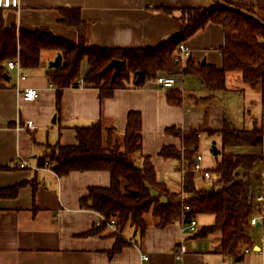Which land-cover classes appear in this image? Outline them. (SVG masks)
<instances>
[{
  "label": "crops",
  "instance_id": "1",
  "mask_svg": "<svg viewBox=\"0 0 264 264\" xmlns=\"http://www.w3.org/2000/svg\"><path fill=\"white\" fill-rule=\"evenodd\" d=\"M212 4V0H19L16 7L6 8L5 17L7 25L48 28L77 41L76 31L58 23V18L62 7L80 8L83 18L90 24V45L155 47L177 34L183 26L178 17L158 10V6L210 7ZM223 42V26L209 22L188 38L186 45L197 64L204 60L221 67ZM56 56L44 52L45 58L38 68L24 70L26 78L9 71L10 79L0 86V165L10 166L0 169V187L33 177L37 182L35 191L27 184L16 197L0 198V264H176L174 249L180 242L189 250L183 264H227L218 251L216 235L195 238L183 230L180 222L157 228L154 221H149L142 240L134 226L128 225L124 235L132 244L111 255L114 230L108 226L99 234L83 235L95 227L100 213L80 205L89 187L111 184L110 172L73 171L58 176L50 166L39 167L37 157L46 151L47 143L76 144L75 127L100 119L123 133L129 112L138 111L142 115L143 154L151 157L158 179L165 181L172 191H180L183 173L175 160L163 157L160 151L164 145L181 148L182 142L166 129L175 125L185 131L200 130L198 153L203 155L202 167L213 168L216 156L212 148L216 145L220 151L222 138L220 132L209 134L204 128L221 130L226 116L236 126L252 128L255 121H260L264 109L260 86L247 85L241 72L230 71L226 79L227 91L210 92L198 76L177 75L172 89L181 90L186 98L183 105H173L167 100V90L155 79L147 80L142 87L119 89L103 103L97 88L82 84L63 90L58 116L57 90L47 76L49 64ZM82 69L83 73L88 69L86 60ZM25 88H36L38 96L34 100H24L22 90ZM237 103L240 119L235 114ZM28 120L34 122V128H27ZM226 151L258 154L261 148L233 146L226 147ZM21 160H25L28 167L21 168ZM259 168L256 167L262 170ZM259 178L255 173V184ZM198 181L201 182V178ZM204 215L197 216L199 229L207 225L201 221ZM213 221L214 216L208 225ZM260 229L264 235L263 228ZM144 254L149 256L148 261L143 260ZM236 264H264L263 237L259 243L255 242L253 251L247 252Z\"/></svg>",
  "mask_w": 264,
  "mask_h": 264
},
{
  "label": "trees",
  "instance_id": "2",
  "mask_svg": "<svg viewBox=\"0 0 264 264\" xmlns=\"http://www.w3.org/2000/svg\"><path fill=\"white\" fill-rule=\"evenodd\" d=\"M227 4L244 9L264 21V0H224ZM6 8L0 7V86L10 76L7 62L19 59L25 70L38 68L49 51L54 56L62 55L59 67H48L47 76L57 90L56 114L62 108L63 90L69 87L93 86L99 91L101 103L119 89L142 87L147 80L160 75H196L210 92L227 91L226 79L230 71H239L245 84L260 86L264 96V26L240 11L230 10L218 3L210 7L158 6L169 15L178 17L183 26L180 31L155 47H100L88 43L90 24L82 16L80 8L59 9L58 23L72 28L77 33V41L54 33L43 27L29 29L16 23L7 25ZM209 22L219 23L224 28V42L220 47L223 65L217 67L208 63L197 64L192 55L178 61L180 45L186 44L196 31ZM123 62L120 71L108 68L110 62ZM88 69L83 73V62ZM145 79L136 82L139 72ZM185 95L181 90H167V100L173 105H183ZM207 117V114H206ZM76 144L64 145L60 142L46 144V151L37 157L39 167L50 166L58 176L73 171L108 170L111 184L108 187L91 186L81 197L83 209L100 213L104 220L83 235H96L108 227L115 219L117 230L112 232L115 244L111 255L119 253L132 244L124 235L128 225L135 228L142 240L149 228L148 216L154 226L164 228L180 222L189 223L200 214L214 216L213 223L202 226L193 237L205 238L216 235L218 251L227 264H236L244 259L247 248L255 245L253 232L257 227L249 225L250 217L262 211L255 201L261 183L264 167V109L260 121L252 128L234 125L226 116L221 130L209 127L204 130L213 134L220 132L222 148L216 156L213 168L206 169L214 175L212 181L201 179L193 171L198 152L201 131L183 130L180 126H170L167 133L180 138L182 147L164 145L160 154L172 158L182 171V189L172 191L165 181L159 180L150 156L143 154L142 115L138 111L128 114V122L123 133L102 119L90 125L76 126ZM261 148L260 153H232L226 147ZM9 165H0L8 169ZM259 168V169H260ZM257 170V172H255ZM255 173L260 178L254 182ZM31 184L37 188L36 178L0 187V198L16 197L21 187ZM134 192H138L135 196ZM189 207V209H186ZM262 228V227H260Z\"/></svg>",
  "mask_w": 264,
  "mask_h": 264
},
{
  "label": "built area",
  "instance_id": "3",
  "mask_svg": "<svg viewBox=\"0 0 264 264\" xmlns=\"http://www.w3.org/2000/svg\"><path fill=\"white\" fill-rule=\"evenodd\" d=\"M19 0H0V7L2 8H10L16 7L18 5ZM191 55V50L188 48L186 44L180 45V55L177 57L178 61H184ZM8 71H16L17 75L24 79L27 76V73L24 71L23 67L21 66L19 59H12L7 62ZM156 82L160 85L163 89L169 90L171 89L175 82L176 78L173 75H160L156 78ZM81 84H83L81 82ZM39 94V91L36 88H25L22 90V98L24 100H34ZM27 128L32 129L35 127L34 122L32 120H28L26 123ZM21 128L22 126L19 125ZM203 159V155L198 153L195 157V163L193 166V171L197 173V177L201 179H206L207 181H212L214 179V175L212 172L204 169L202 167L201 161ZM19 166L21 168L28 167V163L25 160H21L19 162ZM261 176V183L259 186V192L255 195V201L261 205L262 211L260 213L253 214L250 217L249 225L252 227H257V224L260 223V227L263 228L264 232V167L260 172ZM189 209V207H186ZM104 217L100 214L99 219L96 222V225L99 226L102 224ZM108 226H110L114 231L117 230V224L115 219H112L108 222ZM183 230L186 233L195 234L199 230V225L197 218H192L189 223L183 224ZM263 242H264V235H263ZM253 251V248H247L246 252ZM189 252L188 247L185 243L180 242L176 245L174 249V254L176 257V264H183V258L185 254ZM143 260L148 261L149 256L144 254Z\"/></svg>",
  "mask_w": 264,
  "mask_h": 264
},
{
  "label": "water",
  "instance_id": "4",
  "mask_svg": "<svg viewBox=\"0 0 264 264\" xmlns=\"http://www.w3.org/2000/svg\"><path fill=\"white\" fill-rule=\"evenodd\" d=\"M212 1H213V3H218V4H220V5H221L222 7H224V8H227V9H230V10H235V11H240V12H242L243 14H247V15H249L250 17H252V18H254L255 20H257L258 22H260V23L264 26V21H263L262 19H260L258 16L254 15V14H252V13H249L248 11H246V10H244V9H240V8L234 6V5L227 4L224 0H212ZM204 63H205V61L203 60V61H202V64H204ZM61 64H62V55L59 53V54L56 56L55 60H54V61H51L49 65H50L51 67H59ZM122 65H123V62H122V61H120V60H118V59H114V60H112V61L110 62V64L108 65V68H110V67H116V72H115V74H117V73L120 71ZM5 77H6L7 79H10V76H8L7 74H5ZM144 79H145V74H144V72H142V71L139 72V73H138V77H137V79H136V82L139 83V82L143 81ZM55 120H56V116H54V118H53V121H54V122H55ZM212 149H213V153H214L215 155H217V154L219 153L218 147H217L216 145H214ZM134 194H135V196H137V195H138V192H134ZM257 227H260V223L257 224Z\"/></svg>",
  "mask_w": 264,
  "mask_h": 264
},
{
  "label": "rangeland",
  "instance_id": "5",
  "mask_svg": "<svg viewBox=\"0 0 264 264\" xmlns=\"http://www.w3.org/2000/svg\"><path fill=\"white\" fill-rule=\"evenodd\" d=\"M11 76H13L12 74H11ZM238 103L236 104V108H235V114H236V118L238 117V119H240V117H239V109H238ZM207 156H208V154H207ZM148 219H149V221H154L153 220V218L151 217V216H148ZM207 220V222H205ZM213 220V215H211V214H205L204 215V217H202L201 218V221H203V223L204 224H207L208 225V223H210L211 221ZM263 233H262V230L260 229V228H258V229H256L255 231H254V233H253V237H254V240H255V242H260L261 241V239H262V237H263V235H262Z\"/></svg>",
  "mask_w": 264,
  "mask_h": 264
}]
</instances>
